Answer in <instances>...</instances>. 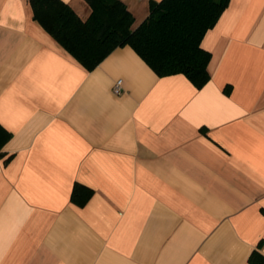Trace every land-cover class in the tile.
<instances>
[{
  "label": "crops",
  "instance_id": "crops-1",
  "mask_svg": "<svg viewBox=\"0 0 264 264\" xmlns=\"http://www.w3.org/2000/svg\"><path fill=\"white\" fill-rule=\"evenodd\" d=\"M63 1L88 17L84 0ZM122 1L134 26L149 13L150 0ZM202 45L201 87L158 76L128 45L87 70L29 0H0V264L264 254V0H230ZM76 182L93 190L83 206Z\"/></svg>",
  "mask_w": 264,
  "mask_h": 264
},
{
  "label": "trees",
  "instance_id": "trees-1",
  "mask_svg": "<svg viewBox=\"0 0 264 264\" xmlns=\"http://www.w3.org/2000/svg\"><path fill=\"white\" fill-rule=\"evenodd\" d=\"M86 19L63 0H29L32 16L87 70L117 47L130 46L158 75L184 74L201 87L210 77L211 52L203 47L206 32L218 21L230 0H150L148 15L134 26V16L122 0H84ZM10 133L0 125V155ZM93 190L74 183L71 201L83 206ZM251 264H264L254 250Z\"/></svg>",
  "mask_w": 264,
  "mask_h": 264
},
{
  "label": "built area",
  "instance_id": "built-area-1",
  "mask_svg": "<svg viewBox=\"0 0 264 264\" xmlns=\"http://www.w3.org/2000/svg\"><path fill=\"white\" fill-rule=\"evenodd\" d=\"M113 93L120 94L122 91V79L118 78L115 80L113 87H112Z\"/></svg>",
  "mask_w": 264,
  "mask_h": 264
}]
</instances>
